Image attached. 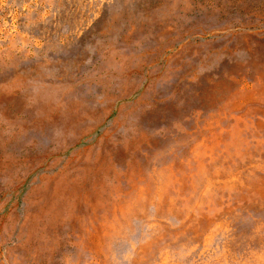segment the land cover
<instances>
[{
    "label": "rangeland",
    "instance_id": "rangeland-1",
    "mask_svg": "<svg viewBox=\"0 0 264 264\" xmlns=\"http://www.w3.org/2000/svg\"><path fill=\"white\" fill-rule=\"evenodd\" d=\"M0 264H264V0H0Z\"/></svg>",
    "mask_w": 264,
    "mask_h": 264
},
{
    "label": "water",
    "instance_id": "water-1",
    "mask_svg": "<svg viewBox=\"0 0 264 264\" xmlns=\"http://www.w3.org/2000/svg\"><path fill=\"white\" fill-rule=\"evenodd\" d=\"M136 237H138V236H136Z\"/></svg>",
    "mask_w": 264,
    "mask_h": 264
}]
</instances>
